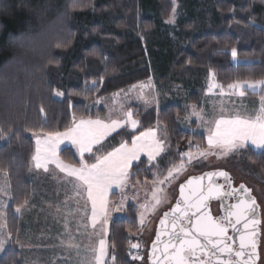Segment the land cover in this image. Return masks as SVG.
Instances as JSON below:
<instances>
[{"label":"trees","instance_id":"16d2710c","mask_svg":"<svg viewBox=\"0 0 264 264\" xmlns=\"http://www.w3.org/2000/svg\"><path fill=\"white\" fill-rule=\"evenodd\" d=\"M209 4L201 20L184 19L170 35L165 23L173 13V0H0V128L15 132L0 139V172L8 173L12 188L8 224L14 239L20 230L15 208L34 195L33 132H64L74 118L95 117L91 103L149 80L155 72L164 92L175 85L187 89L185 100L167 97L159 108L150 109L131 105L139 120L137 130H120L102 148L107 153L124 141L131 143L133 135L159 120L166 125L169 148L159 165L145 160L134 165L131 179L153 182L154 174L163 178L179 164L182 154L207 147L204 135L183 130L179 121L188 114L184 104L202 106L211 71L222 85L264 79V3ZM57 43L62 47H55ZM233 47L237 62L230 54ZM57 91L64 93L62 98ZM246 98L256 102L259 95ZM60 157L78 165L71 148L62 149ZM94 157L86 160L91 163ZM248 157L264 177V151L248 149ZM55 189L44 185V199ZM126 213L111 222L109 241L115 264H138L126 253L140 231L137 211L129 206ZM22 259L25 263L10 245L0 264H23Z\"/></svg>","mask_w":264,"mask_h":264},{"label":"snow or ice","instance_id":"6c2138e0","mask_svg":"<svg viewBox=\"0 0 264 264\" xmlns=\"http://www.w3.org/2000/svg\"><path fill=\"white\" fill-rule=\"evenodd\" d=\"M264 3V0H261ZM173 14L169 22H174L175 0H173ZM73 9L76 5L71 6ZM55 47H62L57 43ZM233 60L238 59V51L235 47L230 51ZM51 63V61H50ZM214 76V73H210ZM96 82L93 81V86ZM135 87V86H133ZM222 85L213 84L212 88H220L223 95ZM230 90L229 96L237 95L240 98L246 94L259 95V107L251 111L245 109L229 111L225 114L227 105L220 109L218 118L208 121L207 148L199 151L200 157L208 155L226 156L237 150L245 149L249 144L257 150H264V79L255 80H237L227 85ZM64 93L57 91V96ZM146 103L148 101H145ZM158 105V101H157ZM235 108V105H233ZM40 111L43 113V108ZM195 116L203 121V116L197 112L195 107L191 114L185 119H191ZM161 122L157 121L156 128H148L133 135L131 144L124 141L118 147L112 148L106 155L94 157V162L89 163L85 159V153L93 154V148L96 145L102 147V141L116 132L117 129L130 125L132 129H137L139 121L133 119V113L128 110L125 119H112L109 122L102 120H80L75 121L73 126L64 132H48L42 137L36 139V150L32 156L35 169L49 171V164H54L61 173L67 174L74 180L73 187L77 197L86 193L87 201L91 204V228L95 230L99 224L101 233L95 246L88 249L90 258L84 259L80 264H108V244L104 237L107 236L106 224L108 222L107 212L110 206L108 194L111 189L119 188L123 193L132 176L130 169L135 161H139L141 154L147 151L148 160L151 162L156 159L165 150V141L158 136ZM165 131H166V125ZM36 136V133H32ZM15 135V132L9 128L7 131L0 128V139H6ZM68 140L78 151L80 160L78 165L65 163L58 156L59 144ZM193 156L191 152L182 154L179 165H173L168 168L167 174L160 178L155 175L152 182V207L160 205L165 192L163 186L170 184L176 179L185 167V161L191 163ZM7 177V172L4 173ZM224 177L228 183V188L217 184L214 177ZM207 178L208 183L204 185L202 181ZM196 185L194 189L190 188L188 195L185 196L186 186ZM10 183L0 186V195L12 199L9 195ZM243 191L248 194L239 197L234 204H229L224 215L214 217L210 214L208 202L213 199H222L224 196L232 195L237 191ZM181 199L177 201L171 212H166L164 218L160 220L161 229L156 236V242L152 245L150 260L152 264H258L261 259L259 250V225L260 219L256 216L257 205L255 198L250 196V189L243 184L239 189L232 188L229 174L224 171L209 172L205 176L191 177L186 185H180ZM24 204L15 208L16 213H20ZM116 211L120 210L119 205H113ZM147 208L148 205H143ZM8 205L0 201V220L7 216ZM144 218L141 216V225ZM240 227H237V226ZM6 220L0 223V252L5 250V245L12 240V233L5 232ZM236 232L237 238L229 235V230ZM167 237L161 243V236ZM91 239V236H89ZM239 243L237 246L236 240ZM69 252L75 251L80 255L81 245L75 243L69 233V240L65 245ZM139 244H132L131 248L139 249ZM158 253V254H157ZM116 256H111V261L115 264ZM133 260H142L139 255L132 256Z\"/></svg>","mask_w":264,"mask_h":264},{"label":"rangeland","instance_id":"374dc122","mask_svg":"<svg viewBox=\"0 0 264 264\" xmlns=\"http://www.w3.org/2000/svg\"><path fill=\"white\" fill-rule=\"evenodd\" d=\"M209 1L210 0H175L176 11L174 22L170 23L168 20L165 23L168 33L170 35L174 34L179 29L180 22L184 19L191 18L201 20L203 17V12L210 9ZM237 61H239V59L235 60V62ZM211 73L214 72L211 71ZM213 84L222 85L217 81L215 73L214 76L209 75L207 79L205 84V96L200 108L196 104H184L188 111L187 116L191 114L193 107H195L196 111L202 114L203 121L197 119L195 116H192L191 119L183 118L179 121L180 127L183 130L204 135L206 140L209 127L207 122L219 117L220 109L223 105H227V108H225V114H227L229 111L236 110L244 112L245 109H247L251 111V109L259 107L260 97L256 102H252L246 98L247 94L243 98H240L237 95L229 96L230 90L227 89V85H222L224 86V94L222 95L220 88H212L210 90V85ZM134 86L135 87L132 86L130 88L118 91L91 103L89 105V110L90 112L95 113V117L90 116L75 118V121L78 122L80 120L88 121L99 119L107 123L112 119L123 120L125 119V114L128 110L132 111L133 119L139 121L134 115V108L131 109V105H141L149 109L159 108L165 98L168 97L171 100L183 101L185 100L184 96L187 93V89H183V87L177 85L172 86L171 90H169L172 93L169 91L164 92L163 87L158 82V76L155 72L153 73L151 79ZM57 97L62 98V96ZM145 101L148 102L146 103ZM176 102L179 103L180 101ZM233 105H235V108H233ZM73 123L74 120L72 122V126ZM156 127L157 124L153 128ZM125 128L132 132L137 130L132 129L130 125H126L123 128L117 129L116 132L111 133V135L102 141V147L99 145L94 146L93 154L85 153V159L89 155H106L107 153L102 152V148L104 147L107 140L112 135ZM43 135L44 133L42 132L36 133V136L31 134V138L35 144V150L37 147V137H42ZM158 136L164 139L165 150L151 162L148 160L147 151H145L141 154L140 160L133 163V166L142 160L147 161L150 166L155 164L159 165L158 162L160 161L161 157L166 154L169 148L167 132L165 131V127L162 123L160 124ZM1 142L2 141L0 140V144ZM130 144L131 143H129V145ZM64 148H71L76 154L77 158L80 160L78 151L68 140H64L59 144L57 151L61 160L62 158L60 157V151ZM206 148L199 149V151H204ZM248 149L256 153L264 151L255 149L251 144H249L245 149L237 150L236 152L230 153L226 156L208 155L205 158L199 156V151L197 149L194 151H188L192 153V162L188 163L185 161L184 170L181 171L179 176L170 184L163 186L165 198L163 202L155 208L152 207V182H133L131 180L133 176L132 166L130 169L132 176L129 179L128 185L124 192L122 193L119 188L114 187L108 194L110 206L107 212L108 222L105 226L107 229V236L104 237L108 244V264H113L111 261V256L114 255L109 241L111 222L115 218L126 217V211L129 206H133L137 211L138 222L140 226L139 233L135 235L137 238L132 244H139L145 251L144 259L139 261L138 264H148V248L155 235L157 222L163 213L171 208L176 202L179 195L180 185H182L190 177L199 176L206 172L220 169L231 173L236 183L244 182L250 186L253 189L259 204L261 205L263 225L260 247L261 259L259 264H264V177L251 163L248 157ZM93 162L94 161L91 163ZM48 167L49 171L44 172L43 169H35L34 162H31L30 179L34 186L33 200L23 207L20 213L15 212L19 217L20 230L15 239L14 235H12L11 242L5 245V250L3 252H0V259L3 257L7 248L12 245L25 257V263L22 259L23 264H44V247H65L67 241L69 240V233L71 234L73 241L81 245L80 255L77 256L75 251L73 253L69 251L67 252V250H65L66 252L63 254H53V258L56 256H59V258L64 257L65 260H62V263L63 261H70L69 264H80L82 260L90 258L88 249L92 246H95L96 242H98L101 229L99 224L95 230L91 228V204L87 201L86 193H83L81 196L77 197L73 187L74 180L68 177L67 174L61 173L54 164H49ZM4 173L5 172H0V186L10 183L9 175L5 177ZM44 185L47 187L53 185L56 188L55 193L49 191L50 193L48 192L49 195H46L45 199ZM8 191L9 195L12 197V188L10 187ZM0 201H3L8 205L7 216L4 218V220H6V227L4 231L10 232L8 223L12 199H8L7 197L0 195ZM113 205H119L120 210L116 211ZM143 205H148V207L145 208ZM141 216L144 218L143 225H141ZM4 220H0V223H4ZM89 236H91V239H89ZM132 244H130V246Z\"/></svg>","mask_w":264,"mask_h":264},{"label":"water","instance_id":"95a60500","mask_svg":"<svg viewBox=\"0 0 264 264\" xmlns=\"http://www.w3.org/2000/svg\"><path fill=\"white\" fill-rule=\"evenodd\" d=\"M220 171L227 172V171L222 170V169H220V170H213V171H209V172H220ZM209 172H206V173H209ZM206 173H204V174H202V175H199V176H194V177L205 176ZM227 173L229 174V177H230V180H231V184H232L233 181H234V178H233V176H232L231 173H229V172H227ZM190 178H191V177H190ZM190 178H189V179H190ZM213 179H214L215 183H217V184H221V185H224V186L227 185V186H228V183H227V181H225L224 177L217 176V177H214ZM186 182H187V180H186L183 184L186 185ZM202 183H203L204 185H207V183H208V179L205 178V179L202 181ZM231 186H232V185H231ZM195 187H196L195 184H193L192 186H186V188H185V196L188 195V192H189V189H190V188L194 189ZM246 188H247V187H246ZM248 189H250V188H248ZM246 195H248V194H245V196H246ZM250 196L253 197V198H255L256 205H257L256 216H257V217L260 219V221H261L260 225L258 226V227H259V236H258V240H259V250H260V247H261V239H262V222H263V221H262L261 205L259 204L257 197L253 194V190H252V189H250ZM225 198H226V196H224L222 199H213V200H210V201L208 202V204H209V209H210V214H211L212 216L216 217V216L214 215V213H213V210H212V203H213V202H218V201L223 202ZM180 199H181V196H180V189H179V195H178V198H177L176 202H175V203L173 204V206H172L171 208H169L166 212H171V209L175 207L177 201L180 200ZM166 212H164L163 215H162V216L160 217V219L158 220V222H157V226H156L155 235H154V237H153V239H152V241H151V243H150V245H149L148 253H147V254H148V257H147L148 264H152V262H151V260H150V258H149L150 255H151V253H152V245H153V243L156 242V236H157L158 232H159L160 229H161L160 220L164 218V214H165ZM237 227H240V226L238 225ZM230 230H231V229H230ZM230 230H229V231H230ZM231 231H232V230H231ZM229 235L232 236L233 238H237V235H238V234H237L236 232H233V231H232V233H231V234L229 233ZM166 239H167L166 236H164V235L161 236V243H160L159 247H162V246H163V241H165ZM236 243H237V246H238V243H239L238 239L236 240ZM157 254H158V253H157ZM259 262H260V261H259ZM259 262H258V264H259Z\"/></svg>","mask_w":264,"mask_h":264},{"label":"flooded vegetation","instance_id":"af4514ba","mask_svg":"<svg viewBox=\"0 0 264 264\" xmlns=\"http://www.w3.org/2000/svg\"><path fill=\"white\" fill-rule=\"evenodd\" d=\"M243 184L245 187L250 188L252 189L250 186H248L246 183L244 182H239V183H236L235 179L233 181V183L231 184L232 185V188H235V189H239L240 188V185ZM225 188H228L227 185H225ZM253 190V189H252ZM253 194H254V191H253ZM255 195V194H254ZM241 196H245V193H243V191H237L235 193H233L232 195H229V196H226V198L224 199L223 202L221 201H218V202H213L212 203V210H213V213L216 217H219V216H222L224 215V212L227 208V206L229 204H234L236 202V200L241 197ZM256 196V195H255ZM259 202V201H258ZM261 212H262V208H261ZM262 221H263V215H262ZM262 225H263V222H262ZM229 233L231 234L232 231L230 230Z\"/></svg>","mask_w":264,"mask_h":264},{"label":"crops","instance_id":"0c3cea01","mask_svg":"<svg viewBox=\"0 0 264 264\" xmlns=\"http://www.w3.org/2000/svg\"><path fill=\"white\" fill-rule=\"evenodd\" d=\"M59 200V198H58ZM67 249H65V247L61 246H56V247H51V248H48V247H44V264H69L70 261H63L62 263V260H65L64 257H60L59 256H56L55 258H53V254H63L65 253ZM68 252V250H67ZM74 253V251H72Z\"/></svg>","mask_w":264,"mask_h":264},{"label":"built area","instance_id":"2783aa9c","mask_svg":"<svg viewBox=\"0 0 264 264\" xmlns=\"http://www.w3.org/2000/svg\"><path fill=\"white\" fill-rule=\"evenodd\" d=\"M126 253H127L128 258L131 259V260H133L132 256H135V255L142 256L143 259L145 257V251H144V249L141 246L139 247V249H133L130 246V247L127 248ZM134 261H141V260H134Z\"/></svg>","mask_w":264,"mask_h":264}]
</instances>
